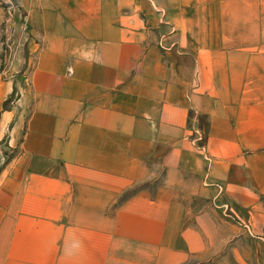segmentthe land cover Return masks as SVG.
<instances>
[{"label":"crops","instance_id":"1","mask_svg":"<svg viewBox=\"0 0 264 264\" xmlns=\"http://www.w3.org/2000/svg\"><path fill=\"white\" fill-rule=\"evenodd\" d=\"M23 5L0 71V264L258 258L264 0Z\"/></svg>","mask_w":264,"mask_h":264},{"label":"rangeland","instance_id":"2","mask_svg":"<svg viewBox=\"0 0 264 264\" xmlns=\"http://www.w3.org/2000/svg\"><path fill=\"white\" fill-rule=\"evenodd\" d=\"M23 1L24 0H0V71L2 69H7L12 46L14 49H17L18 47L15 44L20 42V37H18V40L16 39L17 35L21 33V29L25 27V24L26 27L28 26L26 23V12ZM19 54L20 52L18 48L16 54L12 53L11 59L13 60L14 57L18 58ZM15 150L16 147L9 146L4 140H0V171L5 166L12 154H14ZM208 219L211 220L213 224L217 222L215 215L208 217ZM215 227L219 232H222L225 235L230 236V234H233L232 226L228 222L221 223L219 227L215 225ZM231 242L232 241L230 240V242L226 244L225 250H230L233 245ZM242 244L245 248L249 246L247 241L243 242ZM256 247L261 248L259 250L261 254L257 253V257H264V245H253V248ZM211 250L212 249H209L207 253H210ZM225 253L228 254V252ZM225 253H223L222 256H218L217 259L211 261V264L226 258L227 255ZM200 256L203 257V253ZM258 258L255 259L252 255V257L247 258V262L249 264H264V262L262 263V260ZM192 264H210V262H200V257H194Z\"/></svg>","mask_w":264,"mask_h":264}]
</instances>
